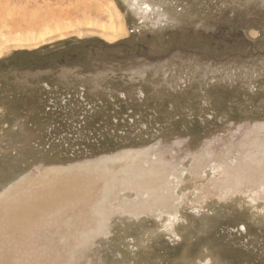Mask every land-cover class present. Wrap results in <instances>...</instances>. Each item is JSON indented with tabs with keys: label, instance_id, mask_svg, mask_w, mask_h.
Wrapping results in <instances>:
<instances>
[{
	"label": "rangeland",
	"instance_id": "374dc122",
	"mask_svg": "<svg viewBox=\"0 0 264 264\" xmlns=\"http://www.w3.org/2000/svg\"><path fill=\"white\" fill-rule=\"evenodd\" d=\"M104 1L113 41L85 0H0L66 26L0 56V264H264V0Z\"/></svg>",
	"mask_w": 264,
	"mask_h": 264
},
{
	"label": "bare ground",
	"instance_id": "6f19581e",
	"mask_svg": "<svg viewBox=\"0 0 264 264\" xmlns=\"http://www.w3.org/2000/svg\"><path fill=\"white\" fill-rule=\"evenodd\" d=\"M4 5V4H3ZM78 5H74L72 10H77ZM80 14H84L83 19L86 21L85 25L82 27H77L74 32L78 33L80 30L83 32L95 31L99 36L105 38L108 41H113L123 36L126 33V29L122 24V18L119 14L117 7H113L111 3H107L104 0H85V8L79 10ZM93 15V16H91ZM54 16L48 14L44 16L43 14L37 15L36 13L31 14L30 17L25 18L23 21L17 20L13 13L8 7L4 5V8H0V56L11 48L17 49H36L39 45L47 42L48 40H53L58 37H62L61 33L66 26L62 24L59 20H54ZM20 19V18H19ZM12 22V23H11ZM24 22L22 26L21 23ZM15 23V24H14ZM21 25V27H19ZM264 155V154H263ZM140 156L139 153L125 152L124 154H118L113 158H107L102 161V164L107 161L117 160L127 163L125 166L129 165L134 174L128 177L129 180H133L134 185H140V179L137 177H146L150 179L161 178L164 176V161H157L153 166L145 169L142 165L136 166V161ZM97 165H95L96 167ZM82 166H77L75 168H69L65 170H53L55 173H76L82 170ZM124 173L128 169L123 167ZM257 170H253L250 173V178L253 180L260 178L256 181H261L264 179V174L259 175ZM72 175V174H71ZM52 171H46L42 173L41 181L47 182V185L54 181L52 179ZM154 177V178H153ZM161 181L164 179H160ZM155 182H158L155 179ZM53 183V182H52ZM42 185V184H41ZM49 186V185H48ZM53 186H51L52 188ZM143 187V186H142ZM50 188V189H51ZM144 188V187H143ZM152 190V189H151ZM51 193V190H46V184L42 185L41 196ZM38 195V194H37ZM37 202V201H36Z\"/></svg>",
	"mask_w": 264,
	"mask_h": 264
}]
</instances>
